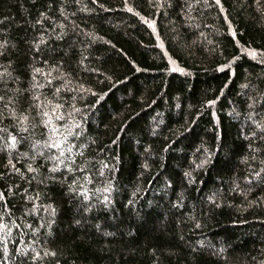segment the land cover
<instances>
[{
  "label": "trees",
  "instance_id": "trees-1",
  "mask_svg": "<svg viewBox=\"0 0 264 264\" xmlns=\"http://www.w3.org/2000/svg\"><path fill=\"white\" fill-rule=\"evenodd\" d=\"M0 264H264V0H0Z\"/></svg>",
  "mask_w": 264,
  "mask_h": 264
}]
</instances>
